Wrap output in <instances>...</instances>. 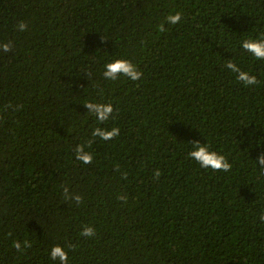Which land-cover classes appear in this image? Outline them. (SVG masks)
Segmentation results:
<instances>
[{
	"label": "trees",
	"instance_id": "1",
	"mask_svg": "<svg viewBox=\"0 0 264 264\" xmlns=\"http://www.w3.org/2000/svg\"><path fill=\"white\" fill-rule=\"evenodd\" d=\"M262 35L264 0H0V264H58L55 245L69 264H264V60L241 47ZM117 58L143 78L105 80ZM87 102L118 115L100 125ZM97 126L121 132L82 164ZM197 141L231 170L189 159Z\"/></svg>",
	"mask_w": 264,
	"mask_h": 264
},
{
	"label": "clouds",
	"instance_id": "2",
	"mask_svg": "<svg viewBox=\"0 0 264 264\" xmlns=\"http://www.w3.org/2000/svg\"><path fill=\"white\" fill-rule=\"evenodd\" d=\"M182 20V13L172 12L167 15L166 23L177 25ZM161 29L164 25L162 24ZM18 31H27L28 25L26 22L21 21L17 25ZM242 49L255 57L256 60H264V35L259 38H247L241 41ZM13 50V43L6 42L0 44V51L9 53ZM225 67L232 73L236 74V78L239 82H242L245 86L250 87L258 84L257 77L251 75L249 72L242 70L233 59L226 60ZM103 78L112 82L118 81L121 76L126 77L132 81H140L144 73L139 70L138 66L130 59L117 58L104 65ZM84 106L89 110L98 124L102 125L110 119H115L114 112L118 115V110L114 108L111 103H97L87 102ZM121 129L119 127H113L110 130L104 127L97 126L92 130L91 138L85 143H80L75 147V159L82 164L89 165L94 161V155L89 150L96 139L102 141H111L120 135ZM192 150L188 153V158L196 161L203 169H211L214 172H229L232 168V164L228 161L227 157L210 149L208 144H201L200 142H192ZM260 166H264V154H261L256 160ZM117 171L119 169L117 168ZM162 173L159 169L154 171L153 178L159 180ZM124 179H127V173L123 175ZM68 186L63 187L64 198L68 201H75L77 206L81 205L84 201L83 196L79 194L70 195ZM117 199L127 203L128 197L126 195H118ZM261 222H264V214L259 217ZM96 229L91 225H85L80 232L82 237L94 238L96 236ZM11 235V233H9ZM13 247L17 252H22L26 248H30L31 244L25 240L23 245L20 241H14ZM70 249L74 250L75 245H70ZM50 259L58 261V264H69L68 250L61 245H55L50 250Z\"/></svg>",
	"mask_w": 264,
	"mask_h": 264
}]
</instances>
